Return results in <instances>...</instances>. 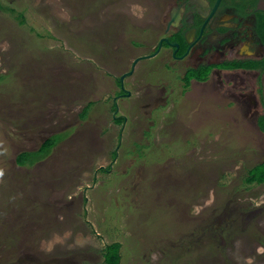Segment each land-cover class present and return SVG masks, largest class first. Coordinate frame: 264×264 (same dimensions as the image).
Here are the masks:
<instances>
[{
    "label": "rangeland",
    "instance_id": "374dc122",
    "mask_svg": "<svg viewBox=\"0 0 264 264\" xmlns=\"http://www.w3.org/2000/svg\"><path fill=\"white\" fill-rule=\"evenodd\" d=\"M165 10L0 0V264H103L116 242L121 264H264V184L245 183L264 162L256 120L196 100L201 86L184 94L159 60L139 63L115 102ZM163 86L181 104L148 107ZM48 138L49 157L17 165L49 154Z\"/></svg>",
    "mask_w": 264,
    "mask_h": 264
},
{
    "label": "flooded vegetation",
    "instance_id": "af4514ba",
    "mask_svg": "<svg viewBox=\"0 0 264 264\" xmlns=\"http://www.w3.org/2000/svg\"><path fill=\"white\" fill-rule=\"evenodd\" d=\"M164 1L166 10L159 17L157 41L151 47L143 46L145 51L137 58H147L137 65L145 60H159L163 69L179 74L184 89L201 86L197 88L200 94L193 95L196 100L203 103L207 98L216 101L221 97L228 107L236 106L243 118L250 119L247 122L256 120L259 132L264 134L260 126L264 120V0ZM140 44L142 48L143 43ZM206 71V80L186 78ZM212 77L215 81L208 85ZM166 89L159 88L147 106L161 104L162 109L164 105H180L178 96L171 97ZM191 89L183 93L189 94ZM124 91L130 92L125 83L124 90L120 85L115 102L131 96V92L127 95ZM259 108L263 113L256 117Z\"/></svg>",
    "mask_w": 264,
    "mask_h": 264
},
{
    "label": "trees",
    "instance_id": "16d2710c",
    "mask_svg": "<svg viewBox=\"0 0 264 264\" xmlns=\"http://www.w3.org/2000/svg\"><path fill=\"white\" fill-rule=\"evenodd\" d=\"M209 71L206 73H204V76L201 77L200 75L197 74L196 78L198 80H206L207 76H208ZM195 75H192L191 77H194ZM119 120L120 123H122L124 120L123 118H120ZM260 123L264 124V121L261 120ZM262 130H264V128L261 127ZM59 144V142L53 141L52 143L50 142L49 138L46 139L40 146L39 151H42L44 149H46L49 154H47L46 156L41 155V157H39L37 160L34 161H28L25 160V153H28L29 151H24L22 153H20L18 156H16V163L18 166L20 167H27V166H34L35 164L45 160L47 157H49L51 151ZM245 183L247 185H252V184H258V185H263L264 184V162L260 163V165L254 167L253 169H250L248 172V177L245 179ZM121 244L119 242L116 243H112L107 245L104 248V252H103V264H121ZM8 251V250H7Z\"/></svg>",
    "mask_w": 264,
    "mask_h": 264
},
{
    "label": "water",
    "instance_id": "95a60500",
    "mask_svg": "<svg viewBox=\"0 0 264 264\" xmlns=\"http://www.w3.org/2000/svg\"><path fill=\"white\" fill-rule=\"evenodd\" d=\"M147 57H140V58H137L136 60H134L133 62V65H132V68L129 72L123 74L121 77H120V85H121V88L124 90V80L127 78V77H130L131 75H133L134 71H135V68H136V65L137 63L140 61V60H143ZM125 94L127 95H130V92H125ZM125 120V118H123Z\"/></svg>",
    "mask_w": 264,
    "mask_h": 264
}]
</instances>
